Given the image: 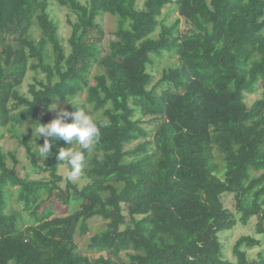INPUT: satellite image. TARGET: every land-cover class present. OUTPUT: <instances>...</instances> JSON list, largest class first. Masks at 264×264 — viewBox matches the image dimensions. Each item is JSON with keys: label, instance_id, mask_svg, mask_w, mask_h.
<instances>
[{"label": "trees", "instance_id": "16d2710c", "mask_svg": "<svg viewBox=\"0 0 264 264\" xmlns=\"http://www.w3.org/2000/svg\"><path fill=\"white\" fill-rule=\"evenodd\" d=\"M15 1L0 0V130L19 137L33 173L48 175L22 176L16 152L0 145V264H264L248 253L261 239L242 235L234 258L224 243L254 216L264 232V0H58L74 15L68 48L50 0ZM168 4L184 29L168 22ZM104 13L117 20L108 48ZM174 51L176 65L156 79L152 54ZM84 91L105 126L80 185L60 171L65 141L49 138L45 158L44 138L17 127L51 122L54 99ZM56 201L76 209L59 215ZM94 217L106 221L88 242L97 257L76 240Z\"/></svg>", "mask_w": 264, "mask_h": 264}, {"label": "rangeland", "instance_id": "374dc122", "mask_svg": "<svg viewBox=\"0 0 264 264\" xmlns=\"http://www.w3.org/2000/svg\"><path fill=\"white\" fill-rule=\"evenodd\" d=\"M85 1V0H82ZM140 2H143V0H140ZM18 3V0H16L13 3V7H15ZM49 11L51 13V15L58 21L59 23V32L61 34V36L64 39V43L66 45V47L68 48V42L67 39L69 38L70 34H71V25L68 22V19L71 17L73 18L74 15L71 14V12L69 11L68 8H66L65 6H62L58 0H50V6H49ZM166 12L168 13V17L167 20L168 22H174L176 21V19H180V28L184 29L186 26V20L185 18L178 12L177 7L175 4H168L166 6L165 9V14ZM97 22L99 25H101L104 29H105V37L104 40L102 42V45L104 48H108V44L109 41L111 39H114V31L116 30L117 27V20L116 17L108 14V13H104L101 14L98 18H97ZM37 33V32H36ZM39 34V32H38ZM154 36H157V33L154 34ZM175 51L174 52H163L160 55H156V54H152V58L154 60L153 63V69H154V73L156 76V79H159L162 76V72L164 69H167L169 67H173L176 65V61L174 59V55H175ZM96 72V68L93 70V74ZM34 75L35 72L33 70H30L22 87H21V91L25 94L29 95V85L34 81ZM40 76H43V74H40ZM261 97V92H255V93H249L246 95V102L248 103L249 106H251L256 99ZM74 103L75 101H78L80 103H85L88 106V110L93 117H96L98 114L97 113H93L92 109L90 107V105L88 104L87 100H86V92H82L80 93L77 97H75L74 99H61V98H56L54 99V101L52 102V104H56L59 106V108H68L70 106H72V104L70 102ZM59 108L55 109V110H51L54 114H58ZM100 116V113H99ZM149 126V128H152L153 126L151 125H146ZM34 128H36L32 122V120L27 119L23 126H18L17 127V132L18 134H23L26 133L29 135L30 139H32L36 134L34 131ZM0 145L3 147V149L7 152V151H15L18 159H19V164H18V170L19 173L22 176H25L27 173L30 174V176L32 178H39V177H44L47 176L48 173L44 172V173H33L31 171V166H30V160L29 157L27 155V151L25 146L20 142L19 137L16 136L14 134L13 131H11L8 128H2V130H0ZM78 146V145H76ZM10 164H11V160H9ZM61 173L64 176H67L69 168L67 165H63L61 167ZM73 181L78 182L80 185H84L87 182V179L83 176V173L81 171V174L79 175V177H77L76 179H74ZM234 199L232 195H229L225 198V204L227 207L234 209ZM12 207L17 209V210H22L23 205L21 203H19L16 198L14 197L12 200ZM55 207L57 210V214L59 215H65L68 213L73 212L76 208H67V206L65 204H63L62 202L56 201L55 202ZM259 219L258 217L254 216L251 218L250 222L247 225H242L241 223H239L238 225H236L232 230L227 231L224 236H225V246L227 248V252L226 255L229 258H234V254L232 252V247L235 244V242L242 236V235H253L258 239L262 240V244L260 246H256L252 249L248 250L249 253V257L251 259H256L259 260V253L262 252L264 254V232L261 234L256 233V224L258 223ZM89 227L90 230L87 234L82 235L80 233H78L76 235V240L79 243V247L80 250L82 252H85L87 254H90L91 256L97 257L100 253L96 252V251H91L88 249V242L89 239L92 235L96 234L97 232H99L100 230H102L103 228L106 227V221L104 219H102L101 217H94L91 220H89Z\"/></svg>", "mask_w": 264, "mask_h": 264}, {"label": "clouds", "instance_id": "9594fccd", "mask_svg": "<svg viewBox=\"0 0 264 264\" xmlns=\"http://www.w3.org/2000/svg\"><path fill=\"white\" fill-rule=\"evenodd\" d=\"M70 103L75 107V111L59 108L56 104L49 105L50 110L59 108L57 117L47 124L39 123L34 131L35 134L39 133V139L44 138L43 145L38 144V152L42 157H49L52 139H62L66 142L67 147L60 150L58 159L62 161V164L66 163L69 166L67 178L74 180L81 174L86 151H90L94 143L98 141L100 129L105 125L94 119L85 108H78L72 102ZM69 118L72 122H68ZM70 145L79 147H70Z\"/></svg>", "mask_w": 264, "mask_h": 264}]
</instances>
